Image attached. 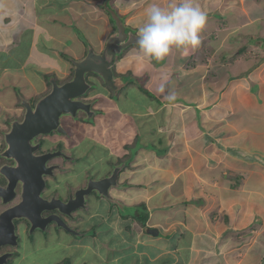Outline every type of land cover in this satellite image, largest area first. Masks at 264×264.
Wrapping results in <instances>:
<instances>
[{"label":"crops","instance_id":"crops-1","mask_svg":"<svg viewBox=\"0 0 264 264\" xmlns=\"http://www.w3.org/2000/svg\"><path fill=\"white\" fill-rule=\"evenodd\" d=\"M221 1L195 3L209 19ZM250 1L233 6L230 22L222 20L209 45L201 42L186 56L174 51L162 62L142 60L134 45L117 57V76L129 82L146 78L154 96L137 111L140 103L128 90L120 108L114 104L120 120L113 122V131L104 127V139L131 115L132 128L139 125L150 141L145 150L133 148L132 167L120 175L124 184L111 190L116 203L99 200L87 213L83 233L53 238L50 254H71L72 264H226L222 254H259L264 264V3ZM105 2L0 0V103L8 95L10 105L16 104L18 91L12 88L19 80L33 90L27 99L34 98L46 92V75L63 81L72 72L71 62L83 59L88 47L101 53L114 33ZM176 2L136 1L132 12L138 17L125 20L126 29L137 35L151 4ZM108 6L121 17L120 3L108 0ZM72 18L86 24L88 38L78 41L81 48L55 36L54 28L65 32ZM249 40L260 45L262 55L255 58L263 63L241 75L237 61ZM169 93L175 100L166 99ZM5 105L1 115H11L14 107ZM139 204L148 212L143 226L136 220Z\"/></svg>","mask_w":264,"mask_h":264},{"label":"flooded vegetation","instance_id":"flooded-vegetation-1","mask_svg":"<svg viewBox=\"0 0 264 264\" xmlns=\"http://www.w3.org/2000/svg\"><path fill=\"white\" fill-rule=\"evenodd\" d=\"M114 76L118 77L116 73H114ZM87 78L92 86L96 82L103 85L98 79L99 77L93 73L88 74ZM93 89L94 87L89 90V93L79 98L80 101L91 105V115L84 112H78L75 118L70 115H62L59 123L62 131L55 129L47 134H39L34 136L30 141V147L34 149L31 151L34 158L58 154L48 159L45 163L43 162L45 166L42 172L44 187L40 192V197L44 201L51 202L54 200L55 202L59 201L60 203L67 204L69 201H74L77 198L78 191L87 189L90 181H102L110 177L114 170L118 168H121L119 172L120 179V175L132 167L135 155L130 143L123 142L120 144L123 150L116 149L111 138L108 137L109 144L104 141L105 139H100L102 143L97 141L99 155H93L87 149L84 152L81 151L80 141L77 140L80 133L83 132L80 128H88V126L94 128L92 121L96 122V118L101 115L102 107L105 106L104 103L107 102L114 105L119 101L120 95L124 93L122 90H119L116 94L111 91H105L106 95H100L95 94ZM42 95L43 93L38 98ZM38 98L35 101H33V98L28 100L33 107L32 109L35 108L34 104ZM25 113V108L14 107L10 116L5 115L3 119L0 116V121L2 120L0 128V187L8 190L11 186V190H8L5 197L0 196V215L24 203L23 180L27 181L30 173H37L35 167L39 169L40 166L38 161L32 160V166L28 169L26 168L21 172L14 173L11 172V169L18 167L17 162L12 158L4 156L7 149L6 134L11 131L13 122L21 123L24 120ZM132 119L134 120L129 115V123L134 122ZM76 124L79 127L78 129H75ZM75 133L78 135H75ZM103 142L107 146H103ZM103 149L107 151L109 159L103 156ZM101 155L104 159H99ZM2 170L8 175H5ZM47 170H50V172L47 173ZM118 181L119 185L124 184V182L120 183V180ZM112 189H117V187L109 189L110 196ZM26 195H29L28 192ZM111 198V200H114L112 196ZM101 199H103L102 196H99L96 191H92L90 194L82 197L80 204L70 215L62 214L57 209L46 210L40 214L43 219L52 216L59 217L69 228L75 230V234L58 227L54 221L47 223L45 229L42 230L39 228L33 229L32 222L27 218L13 219L14 245L12 244L13 240L12 242L10 241V244H0V257L7 256L3 264H72L71 254H50L49 250L52 248L53 238L61 240L67 234L69 236H78L83 233L81 226L86 216H88V211ZM34 207H38L36 202L34 203ZM58 256L62 257L59 259Z\"/></svg>","mask_w":264,"mask_h":264},{"label":"water","instance_id":"water-1","mask_svg":"<svg viewBox=\"0 0 264 264\" xmlns=\"http://www.w3.org/2000/svg\"><path fill=\"white\" fill-rule=\"evenodd\" d=\"M107 4L108 1L105 2L104 6L111 18L114 33L107 40L103 51L96 53L91 47H88L87 55L83 59L72 62L74 66L73 79L62 85H59L55 79H51V91L39 99L34 109H32L33 107L30 102L24 99L21 100L23 107L26 109L25 117L21 123L13 122L11 131L6 134L7 149L5 150L4 156L12 158L17 162L18 167L11 169V172L14 173L21 172L26 168L28 169L32 166V160L38 161L40 166L39 169L35 167L37 173L33 174L32 172L27 177V181L23 180L24 203L0 215V244H10V241L12 242L13 240L12 244L14 245L15 233L13 219L22 217L32 222L33 229L39 228L44 230L47 223L54 221L58 227L75 234V230L69 228L59 217L52 216L43 219L40 214L46 210L57 209L62 214L70 215L80 204L82 197L90 194L92 191H96L99 196L110 201L112 198L109 194V189L119 185L118 180L121 168L115 169L110 177L102 181H90L87 189L78 191L77 198L74 201H69L67 204L60 203L59 201L55 202L54 200L51 202L44 201L40 197V192L44 187L42 172L45 166L43 162L45 163L48 159L58 154L34 158L31 154V151L34 149L30 147V141L34 136L47 134L55 129L62 131L59 125L62 115L75 117L78 111L91 115V105L79 100L91 88V85L86 80L87 74L93 73L101 77L104 84L112 89L115 94L126 85V83L122 82L121 78L114 76L112 66L118 55L128 47L136 45L135 41L137 36L126 29L116 11L108 7ZM2 172L8 175L5 171L2 170ZM48 172L50 170H47ZM8 190H11V186ZM8 190L0 187V196L5 197ZM27 192L29 195H26ZM5 201L7 200L5 199ZM111 201L116 203L114 200ZM35 202L38 204V207H34ZM6 258V255L0 257V264H3Z\"/></svg>","mask_w":264,"mask_h":264},{"label":"rangeland","instance_id":"rangeland-1","mask_svg":"<svg viewBox=\"0 0 264 264\" xmlns=\"http://www.w3.org/2000/svg\"><path fill=\"white\" fill-rule=\"evenodd\" d=\"M106 1H108V0H106ZM136 1H138V0H116V2L118 4L120 3V14H121L120 18L123 22L125 20L128 21L129 18L132 19V17H138L136 14H134L132 12V10L134 8H136V6H135ZM246 2H248V4H249L251 1L250 0H222L221 2H218L216 12L211 13V14L208 13V16L210 18L207 19L206 25H208V26L205 25V27H204L205 31H203L204 33H203V35H201L202 43H207L209 45L208 40H210V39L213 40V37L210 38V34H213V31H217V29L222 28V25H220L221 23H223L222 20L225 19L226 24H228L230 22L228 19V15L234 11L233 6H237V8H238V7H240V5L242 6V4H246ZM260 3H264V0H260ZM103 8H105V6ZM227 10H229V11H227ZM137 20L139 21V19H137ZM230 27H231V24H230ZM63 28H66L65 32L61 31V30H63L62 28H58V27L54 28L57 31V33H55V36L57 38L60 37L61 40H65L66 44L70 45V47L71 46L72 47L77 46V47L81 48V45L78 43V41L83 42L88 38L86 36V30H87L86 24L82 20H79V22L77 23L72 18L71 24L66 26V27H63ZM228 34L229 33L224 34V36L222 38L224 41L228 40ZM65 37H67V39H65ZM248 42H249L247 45L248 48H246V51H243L244 53H242V55L239 56V57H241V59H238V61H237L239 65H238V67H236V69H237L236 71L239 73L242 72L241 75H244L248 70H252V73H253L254 72L253 70L256 68L253 65H256V64L261 65L263 63L262 62L263 58H261V59L255 58L256 54H258V56L262 55L260 45H258L256 42L253 43L252 40L251 41L249 40ZM214 44L215 43L213 42L212 46ZM216 49H219V48H215V50ZM220 51H221L220 54L227 52L226 50L222 51L221 49H220ZM217 54H219V53H217ZM219 59H220V61H222L221 57H219ZM218 61L219 60H217V62ZM234 63L235 62L233 60V64ZM247 66H249V67H247ZM201 69L204 70L205 68L201 67ZM116 71H118L117 67H116ZM3 73H4L3 69L0 66V78H2ZM72 75H73V73L71 72V74L64 80L69 81L70 80L69 78ZM8 76H10V75H8ZM130 77H132V76H130ZM21 82L22 81L19 80V82H17L15 87H13L12 89L13 90L16 89L17 91H19L21 93V95L25 98L32 97L34 95L32 88H30L28 86H24L23 83H21ZM147 84H148V81L146 78H143L142 80H138V81L133 79L131 81L132 87L130 89H128L132 93L133 102H137L138 104L140 103V105L137 106V108L135 107L137 111L143 112L144 111L143 102L146 101L148 103V101L152 100V98L154 96V94L152 93L153 88L151 89L152 90L151 91L150 88L148 89ZM147 89H148V91L146 92ZM6 93L11 94L8 89H6ZM94 93L103 95L106 92L102 87L99 89L96 87V91ZM5 98H6L5 99L6 101L5 100L1 101L0 107H1V104L5 105L8 102L9 104H6L5 106L7 108H13L15 106V102L13 105H10L13 98L8 96V95H6ZM146 98H148V99H146ZM119 100H123V99L120 98ZM104 104H105V106L102 107L103 110L101 112V116L98 117L99 120H97L95 122V125H94L95 129L91 131L90 127L80 128L84 133H86L89 137H91V139H87V138L82 139L83 136H82V133H80V136H79V138H77V140L80 141L82 152H84L87 149V150H90L91 154L99 155V151L97 149V145H98L97 141H100V139H104L106 137V135L103 131L106 124L101 123V121L103 120L104 115L108 111L112 110L113 108H116V107H114V105H111L110 103L106 102ZM117 114H119L118 111H115V113L113 112V113L109 114L108 117L111 119V122H118L120 120V116H118ZM0 116H1V119H3L4 116H2V115H0ZM9 116H10V114H9ZM92 124H94L93 121H92ZM132 127H134V125H132V123H128L127 120H125L124 122H121L118 124V126L116 127L115 134L114 133L111 134L110 132H108V137L111 138L113 145L115 146L116 149H122L123 150V148L120 146V144L123 142H125V143L133 142V144H131L133 148L137 147V149L141 148L142 150H145V143H148L150 141L149 140L150 137H148L146 139L147 141H145L144 137H143L144 133L142 131H140L139 125L137 127L139 130H137V131H136V129H133ZM78 128L79 127L76 124L75 129H78ZM117 132H119V134ZM76 134L77 133H75V135ZM104 141L109 144L108 138H106ZM100 143H102V142L100 141ZM137 143H138V145H137ZM87 146H89V147L87 148ZM103 146H107V145L104 144V142H103ZM148 147H150V146H148ZM133 154H134V152H133ZM103 156L105 158H108L107 151L105 149H103ZM103 156L101 155V157L99 159H104ZM92 160H93V158H92ZM120 187H121V185H120ZM132 211H134V209H132ZM238 232H240V231H238ZM249 233H250V230H248V234ZM238 235H240V234H238ZM247 239H248V237H247ZM55 250L56 249H53L52 253H54ZM56 254H66V252H64V253L63 252L62 253L57 252ZM222 255L226 259V264H237L240 262V260H243V259L244 260L247 259V261H248L244 264H257V263H259V261H262V259H261L262 257L259 256V254H246V255H244V254H222ZM58 257L60 259L62 256H58Z\"/></svg>","mask_w":264,"mask_h":264},{"label":"clouds","instance_id":"clouds-1","mask_svg":"<svg viewBox=\"0 0 264 264\" xmlns=\"http://www.w3.org/2000/svg\"><path fill=\"white\" fill-rule=\"evenodd\" d=\"M206 21H207V12L203 10L198 4H196L195 0H177L176 3L171 4L169 7H163L157 3L151 4L146 9V19L144 20L142 25L139 26L137 30V35L135 34L137 36L135 43L137 45L139 58L142 60L147 59L150 61L162 62L166 58H168L170 55H172L174 51L180 53V55L182 56H186L190 50L194 51L200 47L201 42H202L201 33L206 25ZM123 52L118 56H121ZM112 70H113V67H112ZM72 73L73 75L69 78L70 79L69 81H71L74 77L73 64H72ZM113 73H115L114 70H113ZM87 75H86V80L91 85L90 89L94 87L93 89L94 92L96 91V87L98 89L102 87L105 91H111L112 93H114L112 89H110L108 86L104 84L101 77H99L96 74L94 75L99 77L98 79L103 85L96 82L94 86H92V84L89 82L87 78ZM46 76H50L49 84L51 87L48 90V84H47L46 92H44L43 95L39 98L38 96H35L33 98L34 101L36 98H38L34 105L37 104L39 99H41L42 97H44L51 91L52 89V85L50 83L51 79H55L59 85L69 82L68 80L67 81L57 80V78L53 75H46ZM117 78H121L122 82L126 83V85L121 89L122 91L125 92V94L123 93L120 95V98H122L123 100L117 101L118 106L120 108L121 102H123L125 100L124 98H126V92L130 88L131 81L129 82L127 79L125 80V77L118 76ZM89 90L87 93H89ZM161 91L162 92L164 91L163 87L161 88ZM104 95H106V93H104ZM22 99L26 101L29 100L23 97L20 94V92H18V99L14 107H23L21 103ZM166 99L169 101L175 100V94L169 93L166 96ZM18 101H20V106H18L17 104ZM112 110L108 111L104 115L103 120L101 121V123L106 124V126L109 125L110 130L113 127V122H111V119L108 116L110 113H113ZM78 112H82V111H78ZM117 115L119 116L120 113ZM100 116L101 115H99L98 117ZM75 117H77V115ZM125 117H123L120 123L124 122L125 119H127ZM97 120H99V118H96L95 121ZM94 125H95V122H94ZM88 127H90L91 131L95 129V126L94 128H91V126H88ZM82 136L84 138L91 139V137H89L84 132H82Z\"/></svg>","mask_w":264,"mask_h":264},{"label":"trees","instance_id":"trees-1","mask_svg":"<svg viewBox=\"0 0 264 264\" xmlns=\"http://www.w3.org/2000/svg\"><path fill=\"white\" fill-rule=\"evenodd\" d=\"M49 79H50V76H46V82L48 84V90L49 88L51 87L50 84H49ZM15 91H17L15 89ZM19 92V91H18ZM147 92V91H146ZM18 106H20V101H18ZM138 209V211L140 212L141 215H139L140 217H137V221L140 225H145L147 219H148V212H147V208H146V205L145 204H139L137 205L136 207Z\"/></svg>","mask_w":264,"mask_h":264}]
</instances>
